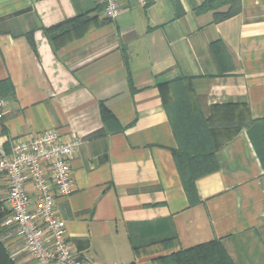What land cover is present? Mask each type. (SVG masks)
I'll return each instance as SVG.
<instances>
[{
  "label": "crops",
  "instance_id": "crops-1",
  "mask_svg": "<svg viewBox=\"0 0 264 264\" xmlns=\"http://www.w3.org/2000/svg\"><path fill=\"white\" fill-rule=\"evenodd\" d=\"M201 1L117 0L108 20L99 0L0 2V145L48 130L81 139L72 190L55 204L74 253L92 264H165L212 240L234 264H264V0H240L222 18L227 6L197 12ZM65 21L50 40L44 29ZM180 76L226 127L195 203L164 107L165 82ZM9 210L0 176V212ZM1 221L0 264H36Z\"/></svg>",
  "mask_w": 264,
  "mask_h": 264
},
{
  "label": "built area",
  "instance_id": "built-area-1",
  "mask_svg": "<svg viewBox=\"0 0 264 264\" xmlns=\"http://www.w3.org/2000/svg\"><path fill=\"white\" fill-rule=\"evenodd\" d=\"M99 2L106 18L118 16L117 0ZM140 2L145 4L146 0ZM2 106L0 98V118L4 114ZM80 145V138L64 140L55 130L15 139L7 150L0 145V176L6 178L10 204L1 224L15 226V235L23 239L36 264H92L90 257L74 253L55 204L57 197L67 196L72 190L70 159ZM28 183L33 198L26 188Z\"/></svg>",
  "mask_w": 264,
  "mask_h": 264
},
{
  "label": "trees",
  "instance_id": "trees-1",
  "mask_svg": "<svg viewBox=\"0 0 264 264\" xmlns=\"http://www.w3.org/2000/svg\"><path fill=\"white\" fill-rule=\"evenodd\" d=\"M227 6L222 18L239 12L240 0H204L197 7V12L218 9ZM182 8L176 4V16L182 14ZM106 20L108 18L105 17ZM65 21L44 29L51 40L53 33L70 24ZM33 45V41L29 39ZM169 89L164 102L165 110L172 125L177 147L171 150L180 176L182 186L190 203L199 199L195 190V180L215 171L218 167L215 150L218 147L219 129L226 127L213 126L204 116L195 93L192 91L189 78L180 76L165 82ZM4 213L0 212V221ZM164 247L174 245V238L160 242ZM136 252L139 249H135ZM165 264H234L218 240L204 242L187 249L171 252L164 258Z\"/></svg>",
  "mask_w": 264,
  "mask_h": 264
},
{
  "label": "rangeland",
  "instance_id": "rangeland-1",
  "mask_svg": "<svg viewBox=\"0 0 264 264\" xmlns=\"http://www.w3.org/2000/svg\"><path fill=\"white\" fill-rule=\"evenodd\" d=\"M204 0H202L201 2H203Z\"/></svg>",
  "mask_w": 264,
  "mask_h": 264
},
{
  "label": "water",
  "instance_id": "water-1",
  "mask_svg": "<svg viewBox=\"0 0 264 264\" xmlns=\"http://www.w3.org/2000/svg\"><path fill=\"white\" fill-rule=\"evenodd\" d=\"M3 1V0H0V2Z\"/></svg>",
  "mask_w": 264,
  "mask_h": 264
}]
</instances>
